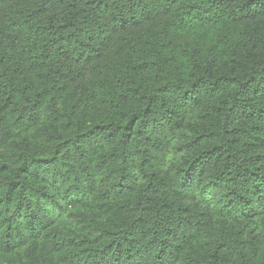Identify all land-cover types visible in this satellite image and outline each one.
Returning a JSON list of instances; mask_svg holds the SVG:
<instances>
[{
    "label": "trees",
    "instance_id": "16d2710c",
    "mask_svg": "<svg viewBox=\"0 0 264 264\" xmlns=\"http://www.w3.org/2000/svg\"><path fill=\"white\" fill-rule=\"evenodd\" d=\"M0 264H264V0H0Z\"/></svg>",
    "mask_w": 264,
    "mask_h": 264
}]
</instances>
